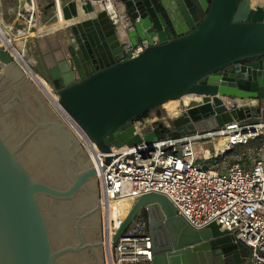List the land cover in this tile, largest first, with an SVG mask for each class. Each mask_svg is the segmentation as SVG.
<instances>
[{"label": "water", "instance_id": "water-1", "mask_svg": "<svg viewBox=\"0 0 264 264\" xmlns=\"http://www.w3.org/2000/svg\"><path fill=\"white\" fill-rule=\"evenodd\" d=\"M120 1L122 15L129 20L113 24L106 11L71 3L64 8L63 19L77 20L80 11L84 19L32 37L27 46L33 69L58 95L59 107L102 153L142 140L152 143L168 132H212L233 121L264 118V6H252V0ZM58 20L52 19L50 25ZM143 41L148 47L139 56L125 54L124 42L137 47ZM240 63L246 66L235 67ZM13 69L18 73L13 82L29 80L1 49L0 82ZM186 95L202 97L203 102L190 103L171 120L170 128L160 123L143 138L135 135L133 122ZM35 123L16 146L0 133V264H105L99 250L104 242L85 243L83 237V222L94 211L77 217L76 245L53 248L41 198L75 201L88 193L96 170L81 149H72L77 139L63 123L47 117ZM39 129L54 137L67 179L64 189L34 179L19 159ZM110 162L107 157L106 164ZM141 210L149 219L151 264L250 263L248 249L233 244L228 232L216 223L192 227L166 196L157 193L144 195L133 205L113 244ZM85 238L89 242L92 236Z\"/></svg>", "mask_w": 264, "mask_h": 264}, {"label": "built area", "instance_id": "built-area-1", "mask_svg": "<svg viewBox=\"0 0 264 264\" xmlns=\"http://www.w3.org/2000/svg\"><path fill=\"white\" fill-rule=\"evenodd\" d=\"M71 3H76L79 8L91 4L95 10L101 5L102 8L96 11H106L113 24L122 18L129 20L126 13L122 15L120 0H0V50L13 57L38 89L43 90L40 82L35 80L41 76L33 69L34 62L27 51L33 37L29 35L44 25L51 26L52 19H59L60 15L64 18L63 10ZM17 39L22 41L23 48L18 46ZM147 47V41L137 47L130 42L123 43L125 54L131 53L133 57L139 56ZM242 66L246 64L235 65ZM58 100L57 95L56 104L50 103L54 112L77 139L96 170L105 224V264L152 263L153 241L146 211L141 210L116 244L112 239L123 221L113 220L111 214L112 206L119 201L132 199L135 204L144 195L152 193L166 196L178 215L196 229L216 223L221 231L228 232L233 244H242L248 249L253 264H264V120L233 121L205 133L174 135L168 132L155 142L142 140L134 146H113L111 154H104L59 107ZM183 108L185 111V106ZM154 125L147 118L132 123L135 135L142 138L156 128ZM216 141H221V145L214 148V155L210 151L200 155L198 147L202 143ZM257 142L261 145L255 153L232 164L226 163L229 151ZM107 157H111L109 164H106Z\"/></svg>", "mask_w": 264, "mask_h": 264}, {"label": "rangeland", "instance_id": "rangeland-1", "mask_svg": "<svg viewBox=\"0 0 264 264\" xmlns=\"http://www.w3.org/2000/svg\"><path fill=\"white\" fill-rule=\"evenodd\" d=\"M44 11L47 12L46 9H44ZM25 81L26 82L24 84L26 86L36 87L30 80ZM36 91L39 97V99H37L39 101L38 103H44L47 107L51 108L49 109L52 110V112L55 111L44 93L40 89H36ZM20 96L22 99V93ZM4 99V95H1L0 93V104H4ZM11 99H15V97L13 96ZM26 102L27 103H23L22 101L19 105H17L16 109L13 111L15 113L8 118V122H5L6 126H0V132L6 137L12 146H16L24 141L25 138L34 130L32 123L36 126L35 121H38L36 105H30V101L27 99ZM165 105L162 108L151 112L148 117H146L149 123H155L154 126L156 127L160 123L169 127L171 126V120L176 116L168 119V110L165 108ZM183 107V103H180V113L183 111ZM30 110H33L36 114L34 115L30 112ZM259 120H264V118H260ZM259 120H257V122ZM52 122H54V119ZM49 134L50 133H45L44 129H39L35 135H33L26 142L23 149L19 153V159L34 179L42 180L51 186H55V188L64 189L66 187L67 180L63 162L60 153L55 147L54 137ZM220 145L221 141H216V143H202L198 149L200 155L203 154V152L208 153V151L213 153L214 148L219 147ZM260 145L261 142H257L251 143V145L245 147L236 148L228 155L229 158L226 163L232 164L240 158L248 157V155L255 153L256 149L259 148ZM214 154L215 153H213V155ZM82 196L83 194H80L75 201L67 202H59L46 197L41 198V205L43 207L53 248L55 250L76 245L77 238L75 234V223L77 216H79L78 210H80L79 198ZM103 258L105 259L104 250ZM249 264H253L252 261H250Z\"/></svg>", "mask_w": 264, "mask_h": 264}, {"label": "bare ground", "instance_id": "bare-ground-1", "mask_svg": "<svg viewBox=\"0 0 264 264\" xmlns=\"http://www.w3.org/2000/svg\"><path fill=\"white\" fill-rule=\"evenodd\" d=\"M255 5H262L264 6V0H252V6ZM102 7L101 5L96 6V10H100ZM84 13L80 11V16L77 20H72V21H65L62 16H59V20L57 23L52 24L51 26L46 27L45 25L39 28L38 30L34 31L33 33L31 32L29 36H35V35H45L48 33H52L53 31L60 29L63 26L70 25L72 23H75L76 21H79L81 19H84ZM18 46L23 48V43L22 41H19L18 39ZM35 80L42 86L44 92L51 98L54 104H56V99L57 95L52 91L51 87H49L47 84H45L44 80L40 78H35ZM176 101V102H173ZM192 102H201V97H196L195 95H186L182 100H171L168 103H173V104H167L165 105V108L168 110V119L176 116L177 118L180 114L179 110V105L180 103H183L185 107L189 106L190 103ZM239 105H242L243 102H238ZM252 105H256V102H253ZM57 106V105H56ZM172 118V119H175ZM169 125V123H168ZM134 205V201L132 199H125L119 201L116 205H113L111 208V214H112V219L119 222V221H124L127 215L129 214L130 210L132 209Z\"/></svg>", "mask_w": 264, "mask_h": 264}, {"label": "flooded vegetation", "instance_id": "flooded-vegetation-1", "mask_svg": "<svg viewBox=\"0 0 264 264\" xmlns=\"http://www.w3.org/2000/svg\"><path fill=\"white\" fill-rule=\"evenodd\" d=\"M40 107L42 109L43 120L47 117L48 121H50V122H52V120L54 119V121H58V122L62 123L58 119L56 113L54 111L52 112V110H50L51 109L50 107H47L44 103L43 104L40 103ZM38 119L40 120V117ZM32 125L34 128L36 127L34 123H32ZM49 135H52V134H49ZM72 149L75 151L76 149H81V147L77 143L73 146ZM79 159L84 160V158H82L80 156V154H79ZM53 187H55V186H53ZM96 188L98 189V191L94 190ZM98 202H99V186H98V182L95 180L91 184V186L88 188V193L83 194V196L79 199V203H82L80 210H78L79 216L83 215L85 212L94 211L83 222L84 228L82 231H83V237H84L85 243H93V242H95V243L101 242L102 243L104 240L105 224H104L103 216L101 213V209H99V210L97 209ZM79 216H77V217H79ZM76 221H77V218H76ZM89 235L92 236V239L88 242V241H86L85 237L89 236ZM99 250L102 252L103 247Z\"/></svg>", "mask_w": 264, "mask_h": 264}, {"label": "crops", "instance_id": "crops-1", "mask_svg": "<svg viewBox=\"0 0 264 264\" xmlns=\"http://www.w3.org/2000/svg\"><path fill=\"white\" fill-rule=\"evenodd\" d=\"M33 36V37H37ZM13 79H18V73L16 72L15 69H13V71L10 73L9 78H5L2 82H0V85L4 86L5 88H8V90H11L12 93L8 94V96H4V104H0V119L4 120L5 118H9L12 116V114H14L15 112H13L17 105H19V103H21L23 101V103H27L26 99L28 101H30V105L33 106L36 105V113H38L37 118L40 117V120L38 119L39 122H43V116H42V109L40 107V104L38 103L39 101L37 99H39L38 95H37V91H36V87L32 86H26L24 83L26 82L25 79L19 81L18 84H16V82H13ZM0 93H2V89L0 88ZM22 93V100L20 94ZM7 94V93H6ZM5 94V95H6ZM36 95V96H35ZM10 96H14L15 99H11ZM20 101V102H18ZM32 108V107H31ZM30 112H32L34 115L36 113L33 112V110ZM45 120V119H44ZM43 133V132H42Z\"/></svg>", "mask_w": 264, "mask_h": 264}, {"label": "trees", "instance_id": "trees-1", "mask_svg": "<svg viewBox=\"0 0 264 264\" xmlns=\"http://www.w3.org/2000/svg\"><path fill=\"white\" fill-rule=\"evenodd\" d=\"M0 88L2 89V93L1 95H4V96H8V94L12 93L11 90H8V88H5L4 86L0 85ZM7 93V94H6ZM6 94V95H5ZM11 97V96H10ZM149 114L143 116L141 119H144L146 117H148ZM5 122H8V118H5L4 120H1L0 119V126L1 127H4V125L6 126V123ZM252 122H257V120H254ZM1 131V130H0ZM1 133V132H0ZM175 135V134H174ZM4 136V135H3ZM58 261V260H57Z\"/></svg>", "mask_w": 264, "mask_h": 264}]
</instances>
